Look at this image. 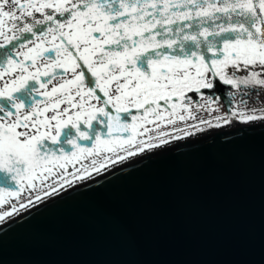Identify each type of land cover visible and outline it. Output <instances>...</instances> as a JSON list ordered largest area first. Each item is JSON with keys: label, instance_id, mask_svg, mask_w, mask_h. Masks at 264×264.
I'll return each mask as SVG.
<instances>
[{"label": "snow or ice", "instance_id": "1", "mask_svg": "<svg viewBox=\"0 0 264 264\" xmlns=\"http://www.w3.org/2000/svg\"><path fill=\"white\" fill-rule=\"evenodd\" d=\"M262 96L264 0H0V224Z\"/></svg>", "mask_w": 264, "mask_h": 264}, {"label": "water", "instance_id": "2", "mask_svg": "<svg viewBox=\"0 0 264 264\" xmlns=\"http://www.w3.org/2000/svg\"><path fill=\"white\" fill-rule=\"evenodd\" d=\"M0 264H264V123L30 208L0 225Z\"/></svg>", "mask_w": 264, "mask_h": 264}, {"label": "flooded vegetation", "instance_id": "3", "mask_svg": "<svg viewBox=\"0 0 264 264\" xmlns=\"http://www.w3.org/2000/svg\"><path fill=\"white\" fill-rule=\"evenodd\" d=\"M95 35H99V34H95ZM225 88L226 86L222 85V83H217L216 87L214 89H212L211 91H213L216 96L220 99V106H219V111L216 112V113H213V115H223L225 113V111H230L231 110V106L226 104L225 101L228 100V101H232V104L234 105L238 100H239V96L236 97V100H232V97L231 96H228L226 94V91H225ZM206 92L209 91V90H205ZM262 101H264V96L261 97ZM243 107V106H242ZM261 108H264V102H261V103H251L248 105V109L251 110V109H261ZM2 114V113H0ZM201 115H203V117L205 119L209 118L208 117V114L207 113H202ZM259 123H264V121H255L253 123H251L250 125H257ZM250 125H242L240 124L239 122L237 121H234L233 122V125L232 126H228L226 128H223V129H210L208 130L207 133H198L197 135L195 136H191V137H187L186 139H183V140H174L172 143L168 144V145H165L163 148H160V149H156L155 151L153 152H145L143 153L142 155H139V156H136L132 159H130L129 161L127 162H124L123 164H120V165H116L114 168L112 169H109L107 172H105L102 176H96L93 180L91 181H95L99 178H102V177H105L109 174H112L116 171H118V169H121L123 167H126L128 166L129 164H133V163H138L140 160H143L147 157H150L152 155H156V154H159L161 151H164V150H167L171 147H174V146H178L182 143H185V142H193L194 140H198V139H203L204 137H207L209 135H214V133H220V132H225L227 130H233L235 128H238V127H246V126H250ZM183 125L181 124H177L176 127H182ZM99 126L98 125H94V128H98ZM162 130H165V131H171V129H162ZM74 135V132L69 128L67 130H65V133H64V136L62 137V142L64 139H66L67 137L69 136H72ZM90 146V145H89ZM66 150H70V149H66ZM86 182H90L89 180H85L84 182L82 183H77L75 186L77 185H80V184H84ZM74 186V187H75ZM71 190V189H69ZM64 195V194H63ZM54 199V198H52ZM52 199H48V200H52ZM46 200V201H48ZM45 202V201H44ZM42 204V203H40ZM39 205V204H38ZM7 208V206H5ZM33 208V207H32ZM31 208V209H32ZM30 209V208H29ZM29 209L27 210H22L19 215H14L13 217H11L8 221H11L12 219L14 218H17V217H20L22 216L23 213H25L26 211H28ZM7 221V222H8ZM1 225V224H0Z\"/></svg>", "mask_w": 264, "mask_h": 264}, {"label": "rangeland", "instance_id": "4", "mask_svg": "<svg viewBox=\"0 0 264 264\" xmlns=\"http://www.w3.org/2000/svg\"><path fill=\"white\" fill-rule=\"evenodd\" d=\"M251 105H252V103H251Z\"/></svg>", "mask_w": 264, "mask_h": 264}, {"label": "bare ground", "instance_id": "5", "mask_svg": "<svg viewBox=\"0 0 264 264\" xmlns=\"http://www.w3.org/2000/svg\"><path fill=\"white\" fill-rule=\"evenodd\" d=\"M32 208V207H31Z\"/></svg>", "mask_w": 264, "mask_h": 264}]
</instances>
